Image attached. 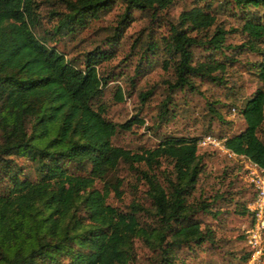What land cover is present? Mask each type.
<instances>
[{
  "label": "trees",
  "instance_id": "1",
  "mask_svg": "<svg viewBox=\"0 0 264 264\" xmlns=\"http://www.w3.org/2000/svg\"><path fill=\"white\" fill-rule=\"evenodd\" d=\"M176 1L62 0L63 10L52 12L53 25L36 36L34 1L0 0V264H128L134 259L135 238L156 251L155 264H183L177 260L180 247L211 239L212 231L192 216L196 210L207 211L210 203L189 201L203 169L199 138L169 137L152 149L130 153L110 139L142 120L135 114L114 123L98 102L108 75L99 74L97 66L113 56L108 49L131 11L156 14ZM223 1L237 11L245 39L224 45L226 32L216 25L214 11L196 2L181 10L169 28L163 63L172 67V87L193 89L194 79L221 82L218 73L236 55L250 51L259 56L249 69L261 87L240 108L244 128L228 136L224 145L264 167V140L257 135L264 120V0ZM114 4L120 10L105 40L107 48L82 52L78 61L58 50V39L74 35ZM194 46L208 51L204 60H193ZM144 49L154 53L157 44L147 39ZM114 95L121 100L119 88ZM148 95L138 97L143 101ZM21 158L33 166L34 178L16 163ZM160 159L171 167L163 185L153 172L139 170L156 219L149 227L138 204L122 211L107 203L110 190L116 197L121 193L119 182L106 176L119 161L151 168ZM232 161L239 175L240 165ZM96 181L100 189L93 187ZM245 186L250 192L243 206L247 221L252 192ZM247 256L243 244L240 263Z\"/></svg>",
  "mask_w": 264,
  "mask_h": 264
},
{
  "label": "rangeland",
  "instance_id": "2",
  "mask_svg": "<svg viewBox=\"0 0 264 264\" xmlns=\"http://www.w3.org/2000/svg\"><path fill=\"white\" fill-rule=\"evenodd\" d=\"M33 1L38 15L33 32L39 36L55 22L52 12L63 10L62 0ZM196 2L209 4L214 11L216 25L226 32L224 45H237L245 39L239 31L237 11L223 0H180L156 14L131 11V19L108 49L113 56L97 66L99 74L108 75L98 102L102 104L103 115L114 123H122L135 114L142 123H135L126 131H117L110 139L112 145L130 153H139L156 147L161 140L169 137L201 138L210 134L226 139L244 128L240 108L245 99L261 87V82L249 69L250 62L259 60L254 52L244 51L236 55L235 61L227 60L224 72L218 73L221 82L194 79L193 89L171 86L174 76L171 65L163 63L167 59L162 51L164 41L168 39L169 28L175 24L178 13ZM119 10L120 5L114 4L101 12L98 18L89 20L74 35L58 39V50L67 58L78 61L82 52L94 47L107 48L105 40L114 31ZM147 39L157 44L154 53L144 49ZM191 50L194 61L204 60L208 53L199 46ZM224 53L231 54L228 49ZM215 56L220 57L217 53ZM117 88L121 100L114 95ZM143 92H149V95L141 101L138 94ZM165 110L167 113L163 114ZM211 110L216 111L218 117ZM257 135L264 140V120ZM197 152L201 154L203 169L189 201L194 204L201 200L210 203L207 211L196 210L192 216L201 228L207 227L212 231V237L199 245L180 247L177 260L183 264H240L239 256L243 251L241 228L246 221L243 206L250 195L249 189L238 175L237 164L220 150L201 147ZM16 163L21 164L28 176L35 177L29 161L21 158L16 159ZM170 168L169 162L162 159L151 168L142 163L128 165L119 161L106 180L119 182L121 194L116 197L110 190L107 203L122 211H128L132 203L138 204L142 208L140 216L143 222L149 227L155 226L156 219L139 170L153 172L163 185ZM93 187L100 189L101 183L96 181ZM133 251L134 259L128 264H155L156 251L148 248L139 238L133 239Z\"/></svg>",
  "mask_w": 264,
  "mask_h": 264
},
{
  "label": "built area",
  "instance_id": "3",
  "mask_svg": "<svg viewBox=\"0 0 264 264\" xmlns=\"http://www.w3.org/2000/svg\"><path fill=\"white\" fill-rule=\"evenodd\" d=\"M225 140L224 137L208 134L199 138L197 144L200 147L209 146L218 149L227 158L240 165L239 176L252 192L246 204L249 219L241 228L243 244L248 256L240 264H264V167L226 148Z\"/></svg>",
  "mask_w": 264,
  "mask_h": 264
}]
</instances>
